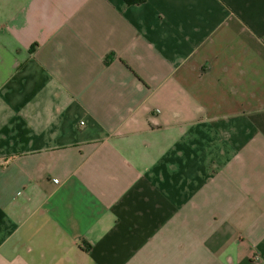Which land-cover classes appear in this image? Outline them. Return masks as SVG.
Wrapping results in <instances>:
<instances>
[{
	"label": "crops",
	"instance_id": "0c3cea01",
	"mask_svg": "<svg viewBox=\"0 0 264 264\" xmlns=\"http://www.w3.org/2000/svg\"><path fill=\"white\" fill-rule=\"evenodd\" d=\"M0 264H264V0H0Z\"/></svg>",
	"mask_w": 264,
	"mask_h": 264
},
{
	"label": "trees",
	"instance_id": "16d2710c",
	"mask_svg": "<svg viewBox=\"0 0 264 264\" xmlns=\"http://www.w3.org/2000/svg\"><path fill=\"white\" fill-rule=\"evenodd\" d=\"M126 3L128 4H132V3H140L142 2L143 0H124Z\"/></svg>",
	"mask_w": 264,
	"mask_h": 264
},
{
	"label": "built area",
	"instance_id": "2783aa9c",
	"mask_svg": "<svg viewBox=\"0 0 264 264\" xmlns=\"http://www.w3.org/2000/svg\"><path fill=\"white\" fill-rule=\"evenodd\" d=\"M254 258H258V255H257V254H255V255H254Z\"/></svg>",
	"mask_w": 264,
	"mask_h": 264
}]
</instances>
